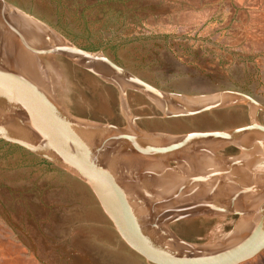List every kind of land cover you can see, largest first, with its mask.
I'll return each instance as SVG.
<instances>
[{"label":"rangeland","instance_id":"1","mask_svg":"<svg viewBox=\"0 0 264 264\" xmlns=\"http://www.w3.org/2000/svg\"><path fill=\"white\" fill-rule=\"evenodd\" d=\"M5 1L76 46L103 52L117 65L165 92L205 96L236 90L256 102L249 109L245 100H223L219 106L197 114L164 117L132 85L121 93L115 85L51 51L55 68L26 44L21 56L35 60L43 81L36 79L31 68L28 71L22 67L20 71L67 113L110 122L157 139L242 126L249 123L250 110H255L256 122L264 124V0ZM0 27L4 32L10 28L5 22ZM17 29L30 42H42L29 31ZM4 44L7 41L2 39L0 59L19 69L15 63L23 62L11 59V51ZM204 145L197 143L185 152L181 148L156 155L123 153L116 158L120 159L118 168L111 169L119 179L123 175V180L130 172L155 163L158 168L178 166L191 172L201 169L198 165L209 159L208 152L212 162L249 156L247 164L255 163L251 150L233 144ZM197 146H202L200 152ZM231 171L236 172L237 167ZM163 175L136 181L146 191L148 206L159 205L168 183L178 178L175 172ZM158 181L163 184L158 185ZM198 188L204 193L205 188ZM260 200L243 209H230L252 212ZM240 217L230 212L201 213L170 221L167 227L185 241L215 248ZM0 264L153 263L122 240L83 181L54 162L0 139ZM238 264H264V249Z\"/></svg>","mask_w":264,"mask_h":264},{"label":"water","instance_id":"2","mask_svg":"<svg viewBox=\"0 0 264 264\" xmlns=\"http://www.w3.org/2000/svg\"><path fill=\"white\" fill-rule=\"evenodd\" d=\"M5 11L41 26L46 31L45 40L35 44L30 42L8 20ZM0 17L28 47L61 53L98 78L115 85L121 93L132 85L164 117L193 115L212 109L221 104L219 98L224 95L241 97L249 109L256 103L248 94L236 90L205 96L165 92L117 65L103 52L76 46L36 17L5 0H0ZM253 114L255 110H250V121L242 126L160 136V140L153 143L122 126L61 110L16 66L0 59V139L54 162L83 181L122 240L153 264H238L264 249V207L241 225L240 219L248 213L247 210L229 208L235 200L264 197V137L252 138L251 144L239 139L251 131L264 136V124L256 122ZM194 142L233 144L247 151L252 149L250 153L256 161L247 165L249 156H246L212 162L209 161L212 154L208 152L209 159L203 161L205 165L201 169L188 172L178 166L171 169L150 164L148 168L130 172L123 180L101 158L105 153L113 159L123 153L156 155ZM235 167L237 171H231ZM166 172L167 176L175 172L178 178L168 180L169 189L162 192L159 205L148 206L144 199L146 191L136 183L137 179H159ZM160 184L163 182H158ZM200 186L205 188L201 195L197 194ZM226 212L238 213L241 217L224 238L229 240L231 237L230 242L226 244L223 240L215 248L185 241L167 227L168 222L179 218ZM171 240L177 245L170 244Z\"/></svg>","mask_w":264,"mask_h":264},{"label":"bare ground","instance_id":"3","mask_svg":"<svg viewBox=\"0 0 264 264\" xmlns=\"http://www.w3.org/2000/svg\"><path fill=\"white\" fill-rule=\"evenodd\" d=\"M5 13H6V15H7V18H8V20L14 25H18V27H21L22 29H23V31L24 30H27V31H29V34L30 35H32V37L34 36H37L38 38H40L42 41H44L45 40V38H44V36H46V31L41 27V26H39L38 24H36V23H34V22H32V21H30V20H28V19H26V18H23V17H21V16H18L17 14H14V13H12V12H9V11H5ZM0 24H3V22H2V19H1V17H0ZM5 27V26H4ZM18 27H16V28H18ZM9 28V27H8ZM7 29V28H6ZM10 29V28H9ZM9 29H7L8 31H6V32H4L3 31V29L0 27V43L2 42V39H4L5 41H7V44H4L5 46H6V48L8 49V50H10L11 51V59H13L14 61L16 60V61H21V62H23L22 63V65L21 64H17V63H15L16 65H19L18 67H20L19 68V70L23 67L24 68V70H28V71H30L29 69L31 68L32 69V71H33V73H35V76H36V79L38 80V81H43L42 80V77H41V75H40V68L37 66V64L35 63V60L34 61H32L31 60V58L29 57H27V56H21V54H23L24 53V51H25V48L27 47L26 46V44L19 38V37H14V33L11 31V29L9 30ZM40 34L43 36H40ZM36 37V38H37ZM17 38V39H16ZM36 38H34V39H36ZM37 38V39H38ZM51 41H53L52 39H50ZM40 41V40H39ZM54 41H55V39H54ZM41 42V41H40ZM33 44H35V43H39V42H37V41H33L32 42ZM38 54H39V56H40V59H45L46 61H48V62H50L52 65L51 66H54L55 68H56V64L54 63V61H53V53L51 52V51H46V50H38ZM24 57H26L28 60H29V62H31L30 64H29V62L27 61V60H25L24 59ZM20 59V60H19ZM42 61V60H41ZM34 62V63H33ZM14 64V65H15ZM23 64H29V66L28 67H24V65ZM50 66V67H51ZM47 67H49V66H47ZM54 67H53V69H54ZM27 68V69H26ZM50 69V68H49ZM51 70V69H50ZM55 70H57V69H55ZM53 72H55V71H53ZM25 75H27V74H25ZM28 75L29 76H31L29 73H28ZM57 75H59V73L57 74ZM33 76V75H32ZM34 77V76H33ZM33 81V80H32ZM36 82V81H35ZM43 87V86H42ZM44 90V89H43ZM239 99H242L241 97H237V96H233V95H224V96H222V97H220L219 98V103H221L223 100L225 101V100H227L228 102H234V101H236V100H239ZM243 100V99H242ZM128 131V130H127ZM130 132H133V133H136V134H142L143 136H145L144 138L146 139V140H148L149 142H157V141H159L160 140V138L159 139H157V137L156 136H150V135H147V134H144V133H142V132H140V131H137V130H130ZM257 136H262V137H264L263 135H261V134H259V133H257V132H254V131H251V132H249V133H247V134H244L243 136H241L239 139H240V141L242 142V143H245V144H251V141H252V138H255V137H257ZM197 143H199V144H203L204 145V143L203 142H194L193 144H190V145H187L186 147H184V148H182V149H184V152H185V150L187 149V147H192L193 145H197ZM192 145V146H191ZM206 145V144H205ZM205 145L203 146V147H205ZM198 147V146H197ZM199 148H202V146H199L198 147V151H199ZM206 148V147H205ZM192 149H194V151H196L195 150V148H192ZM178 150H180V149H178ZM190 150V149H189ZM211 150V149H210ZM210 150H207V151H210ZM183 151V150H182ZM251 151H253L252 149H251ZM170 152V151H169ZM186 152H188V151H186ZM191 152V151H190ZM200 152V151H199ZM198 152V153H199ZM192 153H194V152H192ZM195 153H197V152H195ZM197 153V154H198ZM206 153V152H205ZM141 154V153H140ZM188 154H189V152H188ZM202 154V153H201ZM204 154V153H203ZM142 155V154H141ZM140 155V156H141ZM206 155H207V153H206ZM146 156H148V155H146ZM198 156V155H197ZM132 157V156H131ZM142 158H143V156H141ZM206 157V156H205ZM101 158H103V160L106 162V163H108L110 166H112V167H114V168H118V166H116L117 164H119V161H120V159H118V160H114L113 159V157H111V155L109 154V153H105V154H102L101 155ZM115 158V157H114ZM144 158H145V156H144ZM143 158V159H144ZM203 158H204V156H203ZM133 159V158H132ZM146 159V158H145ZM202 159V158H201ZM139 160V159H138ZM142 160V159H141ZM136 161V160H135ZM256 161V158H255V160H254V162ZM137 162H139V161H137ZM156 164V163H155ZM204 163H203V161H202V163H200V165H198V168H203L204 167ZM247 165H249V164H247ZM127 166V165H126ZM129 168H130V166H129ZM124 169V168H123ZM128 169V168H127ZM122 170V169H121ZM118 171H120V170H118ZM130 171V170H129ZM123 174V173H122ZM121 175V174H120ZM125 175H127V174H125ZM122 177H123V175H122ZM122 177H121V179H122ZM137 180H139V178L137 179ZM160 181V180H159ZM158 181V182H159ZM125 186H126V184H125ZM132 189L134 188V186H132L131 187ZM158 190V189H157ZM165 190V189H164ZM166 191V190H165ZM197 194H200L201 195V193H199V192H197ZM253 200H250V199H239V200H235V201H233L231 204H230V207L229 208H232V207H234V208H241V209H243V208H246V207H248L251 203L250 202H252ZM261 201V200H260ZM258 203V202H257ZM264 205V199L262 198V201L260 202V204L254 209V211L252 210V212H248L247 214H244L242 217H241V219H240V224L239 225H241V224H243L244 222H246L250 217H252L253 215H254V213L255 212H257L258 210L259 211H261V209H262V206ZM233 208V209H234ZM263 219H264V215H263ZM145 223L147 224V221H145ZM149 224V223H148ZM146 227H147V225H145ZM232 238L230 237V239L229 240H225L224 242L227 244V243H229L230 242V240H231ZM172 241V240H171ZM170 244H172L173 246H176L177 244H176V242H174V241H172Z\"/></svg>","mask_w":264,"mask_h":264}]
</instances>
